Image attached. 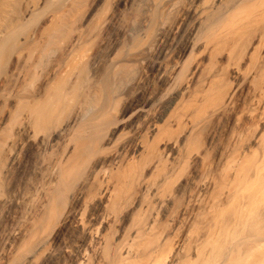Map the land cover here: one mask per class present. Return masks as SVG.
I'll return each mask as SVG.
<instances>
[{
	"label": "bare ground",
	"instance_id": "bare-ground-1",
	"mask_svg": "<svg viewBox=\"0 0 264 264\" xmlns=\"http://www.w3.org/2000/svg\"><path fill=\"white\" fill-rule=\"evenodd\" d=\"M144 7L138 38L91 77L100 60L85 50L84 31L61 39L58 17H50L46 29L61 31V54L36 81L38 91L24 89L17 101L20 138L3 169L17 148L41 155L58 138L63 150L14 241V264H264V0ZM170 12L171 23H155L148 60L155 89L147 94L139 79L132 108L120 114L112 85L145 57L156 14ZM9 28L0 57L20 47L27 81L32 64L41 71L50 36L21 32L19 42ZM74 109L87 112L72 117Z\"/></svg>",
	"mask_w": 264,
	"mask_h": 264
},
{
	"label": "rangeland",
	"instance_id": "rangeland-1",
	"mask_svg": "<svg viewBox=\"0 0 264 264\" xmlns=\"http://www.w3.org/2000/svg\"><path fill=\"white\" fill-rule=\"evenodd\" d=\"M146 2L147 0H0V36L4 35L6 29L9 27V29L12 30L14 28L13 26H15L13 31L17 29L15 31V34L17 35L21 32L25 33L24 36L27 34L34 37L37 33V35H40L39 33L49 27L48 23H50V17L54 18L56 16L58 18L55 19H57L58 21H56L60 24V30H63V37L60 36L59 38L70 37L71 34L74 33V29H82L84 31L83 33L86 34L85 39L88 45L85 44V50L88 49L87 52L91 53L93 56H96L98 53L97 56H99L100 59L99 57H96V59L98 61L104 60L103 62L106 61L108 63L113 56L118 55L119 50V54H121L122 50L131 46L133 40L138 38L139 29L144 23V6ZM178 2L177 4L181 3L179 6L176 4V10L177 8L180 9L182 7L181 4H184L182 1ZM30 9L34 10H31V13L33 12L32 14L30 13ZM170 13L171 15L173 14L172 19ZM170 13H162L164 14L162 15L163 18L161 13H158V15L156 14V17L154 18L155 21L153 20L154 22H152V29L154 30H150V32L152 31L154 34L149 32L150 38L144 40L146 44L143 42V44L149 48L152 46L150 51L148 48L146 55H144L145 57L137 58L131 61L132 63L129 62L131 64L126 67L125 74H122L123 77L120 75L121 78L118 79L119 77H117L116 79L118 80H116V82L114 81L115 83L112 85V94H115L116 92V95L118 96L115 98L119 99H117L119 113L123 110L129 112V109L132 108L130 92L132 91V88L136 87L135 85L139 79L141 80V83H145L144 87L146 88L147 94H149L154 88L148 64L152 58L151 56L156 52V25H163L164 20L165 22L168 21L171 23L175 16L173 12ZM106 17L111 18V20L106 23L105 27L101 29V32H97L99 22ZM161 18L163 20H161ZM156 22L158 23L155 24ZM165 25L167 26L169 24L165 23ZM60 30L56 31L57 33L52 32V34L47 30L46 32L49 34L47 33V35L45 33L44 37L43 34L40 37H42L44 41H47L45 40L47 39L46 37L50 36L52 40V37L57 35L56 37H53L57 40L58 34H61ZM7 31L9 30L7 29ZM69 33L70 35L67 36ZM24 36L23 33H21L19 34V37L16 36L18 37L16 40L20 42L21 38ZM50 38L48 37L50 44L48 42L46 47H40L44 50L47 49L45 50L46 52L41 55L42 61L38 60L39 66L44 62L42 67H39L41 71L36 73V70L33 69L34 65L32 64L33 67L31 66L32 69L30 68V75L32 78L29 75L30 81L24 79L26 77L23 75L24 70L21 59H19L21 51L20 47L11 49L12 51L2 54L0 57V167H2V169L5 168L2 162H6L5 158L8 155L9 146L16 141L15 139L19 140L18 138H20L19 127L21 124L19 123L22 118L21 115L18 114L19 111L17 108V104L20 101L19 99L25 90L29 92L31 91L32 94L36 93V90L38 91L37 88H39V83L37 82L41 83V79H44L46 72H48L53 65L55 59L58 60L60 56L59 53L61 54V50L59 49L61 48V40L58 38L57 41H60L59 43L57 41L51 42V40H49ZM127 43L128 45L126 46ZM177 53L178 49L174 51L173 55L177 57ZM100 61L95 63V65L98 64L97 66H90V68L93 69L89 70L90 77L94 70V72H98V74L101 72L104 65H102L103 62L101 61L100 63ZM99 67L101 70H97L100 69ZM32 70H35V73ZM33 73L38 75H34ZM34 79L35 81H33ZM27 84L29 86H27ZM40 85L41 84H39V86ZM114 85L115 87L113 88ZM74 111L75 109L73 110V113L69 112V114H71V116L72 114L74 116L77 114H86L87 109H79L78 112L75 111L77 114ZM71 116L67 115L66 117L68 119H66L70 120L73 117ZM59 142L62 143L58 138L51 139V141L49 140L41 155L35 151L30 152L17 148V151H13L14 154L16 153L13 165L8 171L5 172L3 169L4 172H0V264L13 263V252L16 243L14 241H16L18 235L22 233L21 230H24V222L34 214L36 210L35 208L38 206L37 203L39 204L41 200L43 189L46 187L43 186L49 183L50 178L53 175L54 166L52 164H54L53 162H55L59 157V153L61 154L63 150V144H60ZM38 157L42 158V162ZM4 200H6V205L2 203ZM30 214L32 215L30 216ZM26 216L29 217L26 219ZM12 242L14 243V246L12 245ZM251 260L253 261V258H251ZM10 261H12V263ZM42 263L43 258H37L30 264Z\"/></svg>",
	"mask_w": 264,
	"mask_h": 264
}]
</instances>
